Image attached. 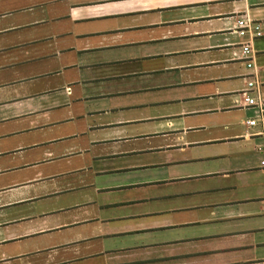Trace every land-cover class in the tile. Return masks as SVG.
I'll return each mask as SVG.
<instances>
[{"label": "crops", "instance_id": "obj_1", "mask_svg": "<svg viewBox=\"0 0 264 264\" xmlns=\"http://www.w3.org/2000/svg\"><path fill=\"white\" fill-rule=\"evenodd\" d=\"M253 80L264 0H0V264H264Z\"/></svg>", "mask_w": 264, "mask_h": 264}, {"label": "built area", "instance_id": "obj_2", "mask_svg": "<svg viewBox=\"0 0 264 264\" xmlns=\"http://www.w3.org/2000/svg\"><path fill=\"white\" fill-rule=\"evenodd\" d=\"M236 31L241 37L249 36L251 39L260 35L258 26H254L251 21L246 18H240L236 21ZM251 54L252 50L250 44H244L242 46V56L247 60L248 68L253 67ZM252 89H257L256 81L254 80L247 82L246 90H244L241 95L244 106L256 110L257 116L253 119L243 121L242 124L247 128L260 127V132L257 135L263 139V142L258 148V152L264 155V100L258 93L256 95H251L249 91ZM260 165L264 168V158L261 160Z\"/></svg>", "mask_w": 264, "mask_h": 264}]
</instances>
